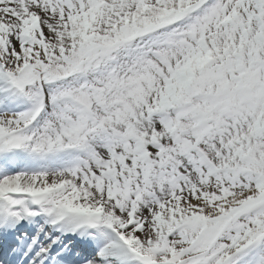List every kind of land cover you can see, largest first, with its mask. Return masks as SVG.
<instances>
[{
    "label": "snow or ice",
    "instance_id": "obj_1",
    "mask_svg": "<svg viewBox=\"0 0 264 264\" xmlns=\"http://www.w3.org/2000/svg\"><path fill=\"white\" fill-rule=\"evenodd\" d=\"M0 264H264V0H0Z\"/></svg>",
    "mask_w": 264,
    "mask_h": 264
}]
</instances>
